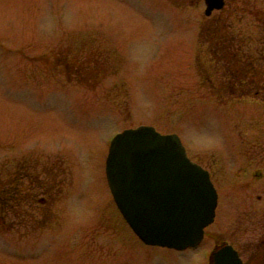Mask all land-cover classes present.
I'll return each mask as SVG.
<instances>
[{
	"label": "rangeland",
	"instance_id": "rangeland-1",
	"mask_svg": "<svg viewBox=\"0 0 264 264\" xmlns=\"http://www.w3.org/2000/svg\"><path fill=\"white\" fill-rule=\"evenodd\" d=\"M246 18L248 54L229 57L208 44L211 32L224 35L227 14L208 18L204 0H0V186L15 189L23 174L27 187L48 167L62 184L52 208L23 213L22 225L9 201L7 232L0 206V264H191L204 256L208 240L185 256L145 246L111 197L106 158L117 133L149 125L177 134L206 166L215 146L227 177L264 173L249 157V144L264 143L261 97L224 100L227 58L264 68V32ZM228 181L219 184L222 210L254 205L260 188L241 196L240 183Z\"/></svg>",
	"mask_w": 264,
	"mask_h": 264
},
{
	"label": "water",
	"instance_id": "water-1",
	"mask_svg": "<svg viewBox=\"0 0 264 264\" xmlns=\"http://www.w3.org/2000/svg\"><path fill=\"white\" fill-rule=\"evenodd\" d=\"M205 15L224 0H204ZM106 176L122 216L146 245L175 250L196 247L215 217L217 192L209 173L192 161L177 134L142 125L111 141ZM215 264H242L231 247Z\"/></svg>",
	"mask_w": 264,
	"mask_h": 264
},
{
	"label": "flooded vegetation",
	"instance_id": "flooded-vegetation-1",
	"mask_svg": "<svg viewBox=\"0 0 264 264\" xmlns=\"http://www.w3.org/2000/svg\"><path fill=\"white\" fill-rule=\"evenodd\" d=\"M255 2L256 1L249 3L248 0H224V7L220 11L224 10L226 12L228 26L226 30L223 31V36L219 35L218 31L211 32L209 40L212 37V41L208 40V44L212 50L215 49L216 51L218 50L227 53L229 57L237 52L248 54L246 52V45L248 44L246 40L247 32L244 30L247 19L246 15L251 14V16H254L256 23L255 27L258 28L260 32H264V0H260L261 8L254 5ZM216 11L217 10H214L208 18ZM216 24L217 23H213V30H215L214 27ZM259 51L262 52V55L264 54L263 41L261 42V49ZM227 59L228 63L224 84V92L227 94L224 97V100L230 103H244L243 101H248L250 99L253 101L255 100V97L260 96L261 98L257 101L264 103L263 63L259 64L256 61L253 63V61L250 60L252 63L249 65L245 62H241L240 66L234 67L232 61L229 62L230 59ZM241 60L246 61L244 58H241ZM261 67L263 68V73ZM249 145L251 152L249 155L250 159L264 167V143ZM214 147L215 146L211 148L213 152L210 150L212 153L210 154L211 161L209 166L204 165L201 161L192 159L209 173L210 179L216 189L218 198L214 221L205 228L203 239L195 248H188L180 251L176 250V252L182 256H185L184 254L188 253V251L196 252V250L203 246L205 241L208 240V249L204 256H194L195 258L192 260L191 264H215L217 253L229 247L236 251L242 264H264V173L252 172L250 176H246L237 174L238 171L236 170V172L227 177L222 166L219 165L220 161L214 156L216 151V148ZM243 155L245 158L247 153H244ZM257 157L259 158L258 160H256ZM50 173V167L39 170L33 178H30L31 180L27 183V187H24L22 184L24 178H27V175L23 174L20 175L21 181L15 182V189H13V185L7 186V182H5L2 187L0 186V206L1 210H4L3 215H1L3 230L7 232L13 225L5 222V212L8 210L9 201L14 200V209L15 211L17 210V214L20 215L18 222L19 225L24 224L22 223L23 213H42L47 210L49 211L52 208L51 205L56 196V189L61 187L62 184L56 176ZM217 178L220 181H218ZM228 179V183H230L231 180L233 181L232 183H240L238 186L234 185V192H236L237 195L241 194L242 196V192L250 187L260 188V193L257 194L256 204L254 203L249 209L245 206L241 209L227 208L222 210L219 184L221 181H226ZM109 192L113 198L111 190ZM24 204L28 205L25 212V209L23 208ZM221 215H223L222 217L224 220L221 218ZM144 245L163 249L161 247Z\"/></svg>",
	"mask_w": 264,
	"mask_h": 264
}]
</instances>
